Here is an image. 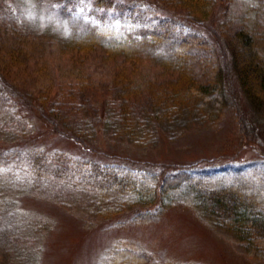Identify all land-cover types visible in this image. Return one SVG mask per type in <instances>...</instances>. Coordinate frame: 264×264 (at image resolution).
Listing matches in <instances>:
<instances>
[{
  "label": "rangeland",
  "instance_id": "1",
  "mask_svg": "<svg viewBox=\"0 0 264 264\" xmlns=\"http://www.w3.org/2000/svg\"><path fill=\"white\" fill-rule=\"evenodd\" d=\"M232 1L217 2L201 28L215 42L224 72L227 106L219 118L210 121L186 110L168 117L158 111L147 114L141 105L132 113L126 109L131 118L128 124L118 110L123 92L113 89L105 74L112 69L101 65L103 71L96 67L97 72H85L88 62H99L105 55L103 49L96 47L87 57L62 52L56 33L65 34L72 27L54 9L53 0L7 2L15 24L31 33L37 43L28 46L29 61L19 62L28 70L19 75V82L26 85L22 86L24 93L45 98L52 90L47 98L49 109L61 114L64 98L51 100L58 88L60 93L63 90L60 79L70 86L76 79H87L96 85V92L101 83L110 85L105 96L94 98L97 111L86 109L81 118L75 115L73 120L72 114L59 120L61 129L83 138L93 152L54 132L26 104L23 107L6 100L0 105V264H107L117 248L143 254L147 264H262L245 254L243 242L215 225L196 193L204 186L242 184L264 207V119L242 93L226 45L240 26L247 25L257 44L264 43V2L258 6L257 0ZM88 18L101 31V44H110L116 38L110 36L123 31L116 18L98 14ZM260 50L263 55L264 49ZM10 67L6 69L14 76L16 67L13 71ZM161 71L154 67L142 70L140 82L170 79V73L164 72L165 79L158 76ZM239 120L247 125L250 138L261 142L243 140L246 136L240 131ZM34 151L44 153L50 162L61 153L66 156L65 167L71 161L87 162L79 170L70 167L71 171L61 176L37 173L27 159ZM95 160L124 167H128L125 162H133V170L157 173H174L176 166L184 170L181 179L152 203L131 204L135 199L127 194L118 204L121 209L110 213L108 208H116L112 201L105 204V199L118 200V193L112 192L115 189L105 187L101 180L87 184L78 179V174L92 171L90 163Z\"/></svg>",
  "mask_w": 264,
  "mask_h": 264
},
{
  "label": "trees",
  "instance_id": "2",
  "mask_svg": "<svg viewBox=\"0 0 264 264\" xmlns=\"http://www.w3.org/2000/svg\"><path fill=\"white\" fill-rule=\"evenodd\" d=\"M11 1L0 0V105L5 104L6 100L18 102L23 107L26 104L28 110L34 109L45 123L52 126L54 132L71 138L87 151L93 152L94 149L83 138L61 129L59 120L67 119L72 114L73 120L81 118L82 111L86 109L97 111L94 98L105 96L110 82L113 89L123 92V102L120 100L118 103V110L123 112L122 121L126 124L131 122L126 109L132 113L134 108L142 106L147 114L158 111L160 115L168 117L170 113L186 110L210 121L218 119L227 106L225 77L216 44L201 30L214 13L217 2L223 0H53L54 9L72 27L65 34L56 33L61 51L87 57L96 47H101L105 55L99 62H88L85 72L92 74L96 67L101 70V65L112 69V73H105L110 78L108 86L101 83L99 92H96V85L87 79H76L72 86L62 83L60 79L63 90L60 93L58 88V93L55 91L51 100L57 96L64 98L66 105L61 108V114L57 109H49L47 98L52 90L45 98L30 95L24 93L22 86L26 85L19 82V78H22L19 75L28 71L19 62L29 61L32 55L28 46L34 47L37 43L31 33L15 24L7 5ZM257 2L258 6H262L264 1ZM78 10L82 12L79 14ZM90 14L118 19L123 31L110 36H116L110 44H101V31L98 32L97 25L88 20ZM226 45L242 93L257 116L264 119V54L260 50L264 49V43L261 46L257 44L254 33L247 25L240 26ZM84 63L86 60L81 62ZM7 66H11L12 71L16 67L14 76L6 69ZM149 67L161 68L158 76L162 78L164 72L170 73V79L162 81L160 77L158 79L162 82H159L149 78L148 82H140L142 70ZM75 115L77 117L74 118ZM239 121L240 131L246 136L243 140L261 142L258 138L251 139L245 122ZM44 155L34 151L28 156V164L34 172L61 176L62 172L69 173L70 167L79 170L87 162L71 161L69 167H65L62 164L66 156L61 153L56 154L58 157L53 162ZM114 163L95 160L90 163L91 172L78 174L82 183H98L101 180L105 187L115 189L112 192L118 193V200L115 197L105 199V204L112 201V206L116 208H108L110 213L121 209L122 205L118 204L123 203L122 197L127 194L135 199L130 201L131 204L152 203L158 195L161 197L164 194L171 183L181 179L183 173L180 172L184 170V167L176 166L174 173L167 170L157 173L133 170L130 168L133 162H125L124 165L128 167ZM196 193L214 218L215 225L243 242V250L248 257H254L264 264V207L259 204L255 193L242 184L204 186ZM147 263L143 254L129 248H117L110 253L107 264Z\"/></svg>",
  "mask_w": 264,
  "mask_h": 264
}]
</instances>
